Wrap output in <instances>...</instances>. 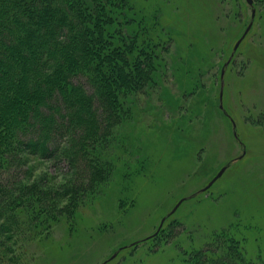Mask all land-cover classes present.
<instances>
[{
	"label": "rangeland",
	"instance_id": "rangeland-1",
	"mask_svg": "<svg viewBox=\"0 0 264 264\" xmlns=\"http://www.w3.org/2000/svg\"><path fill=\"white\" fill-rule=\"evenodd\" d=\"M253 1L118 8V30L151 43L152 83L120 95L112 121L96 102L91 131L57 125L46 155H4L0 264H194L218 244L264 264V0Z\"/></svg>",
	"mask_w": 264,
	"mask_h": 264
},
{
	"label": "trees",
	"instance_id": "trees-1",
	"mask_svg": "<svg viewBox=\"0 0 264 264\" xmlns=\"http://www.w3.org/2000/svg\"><path fill=\"white\" fill-rule=\"evenodd\" d=\"M127 2L0 0V164L10 152L46 155L59 124L97 128L96 102L110 121L116 119L123 106L119 96L152 83L151 43L136 46L118 30L117 10ZM79 76L93 93L73 81ZM212 248L194 257V264L205 256V264H253L233 245Z\"/></svg>",
	"mask_w": 264,
	"mask_h": 264
},
{
	"label": "water",
	"instance_id": "water-1",
	"mask_svg": "<svg viewBox=\"0 0 264 264\" xmlns=\"http://www.w3.org/2000/svg\"><path fill=\"white\" fill-rule=\"evenodd\" d=\"M247 2H248V4L249 5H253V0H247ZM255 15H256V10L253 8L252 9V20H253V18H255ZM252 23H253V21L250 23V25L248 26V28H247V30L245 31V33H244V35L239 39V41L237 42V44L235 45V47H234V52L238 49V47L240 46V44H241V42H242V40L246 37V35L248 34V32L250 31V29H251V27H252ZM228 64H226V66H227ZM225 72V70H223L222 71V78H223V76H224V73ZM222 90H221V99H222ZM221 107H222V105H221ZM228 166H229V164L228 165H226L225 167H223L222 169H221V171L212 179V181L202 190V191H205V190H207V189H209L222 175H223V173L226 171V169L228 168ZM193 196H195V195H193ZM186 199L184 198V199H182L181 201H179L178 202V204L174 207V209L169 213V215L168 216H170V215H172V214H174L175 212H176V210L179 208V206L182 204V202H184ZM165 220H166V218H164L163 220H162V223H161V226L163 225V223L165 222ZM161 228V227H160Z\"/></svg>",
	"mask_w": 264,
	"mask_h": 264
}]
</instances>
